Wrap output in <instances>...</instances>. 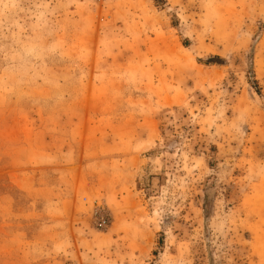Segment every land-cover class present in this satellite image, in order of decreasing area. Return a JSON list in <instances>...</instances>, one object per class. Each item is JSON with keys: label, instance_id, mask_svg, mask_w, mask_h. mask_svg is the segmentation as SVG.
<instances>
[{"label": "rangeland", "instance_id": "obj_1", "mask_svg": "<svg viewBox=\"0 0 264 264\" xmlns=\"http://www.w3.org/2000/svg\"><path fill=\"white\" fill-rule=\"evenodd\" d=\"M0 264H264V0H0Z\"/></svg>", "mask_w": 264, "mask_h": 264}]
</instances>
